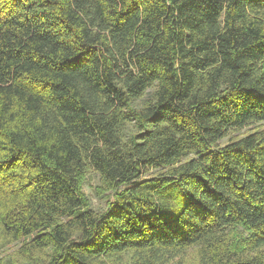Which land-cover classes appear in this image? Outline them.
I'll return each mask as SVG.
<instances>
[{"label": "trees", "instance_id": "1", "mask_svg": "<svg viewBox=\"0 0 264 264\" xmlns=\"http://www.w3.org/2000/svg\"><path fill=\"white\" fill-rule=\"evenodd\" d=\"M0 264H264V0H0Z\"/></svg>", "mask_w": 264, "mask_h": 264}, {"label": "rangeland", "instance_id": "2", "mask_svg": "<svg viewBox=\"0 0 264 264\" xmlns=\"http://www.w3.org/2000/svg\"><path fill=\"white\" fill-rule=\"evenodd\" d=\"M153 172L152 170H150V173ZM98 183V177L93 176L91 179V186L90 185H86L85 186V191L88 194L89 198L91 199V202L93 204L94 207L98 208V207H102L104 205V202L100 199V196H98L95 192V185ZM20 244L16 243V244H11L6 248V252H4L5 254H9V253H13V252H17V250L19 249Z\"/></svg>", "mask_w": 264, "mask_h": 264}]
</instances>
